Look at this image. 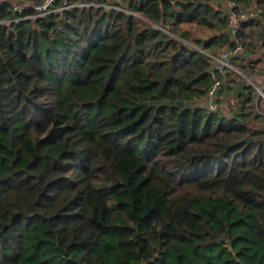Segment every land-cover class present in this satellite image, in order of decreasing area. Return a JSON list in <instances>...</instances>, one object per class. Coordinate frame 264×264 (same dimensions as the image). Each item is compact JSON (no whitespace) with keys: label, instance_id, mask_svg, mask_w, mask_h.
I'll list each match as a JSON object with an SVG mask.
<instances>
[{"label":"trees","instance_id":"1","mask_svg":"<svg viewBox=\"0 0 264 264\" xmlns=\"http://www.w3.org/2000/svg\"><path fill=\"white\" fill-rule=\"evenodd\" d=\"M38 1L0 0V264H264L253 88L206 103L224 0Z\"/></svg>","mask_w":264,"mask_h":264},{"label":"built area","instance_id":"2","mask_svg":"<svg viewBox=\"0 0 264 264\" xmlns=\"http://www.w3.org/2000/svg\"><path fill=\"white\" fill-rule=\"evenodd\" d=\"M65 1L66 0H62V5L59 8L53 7V3L55 2V0H39L31 7L36 11L35 16L44 15L57 9L69 7V5L65 3ZM225 3L226 11L229 15L228 34L233 41V47L230 49L224 47L218 52L204 51V54L208 57V60L210 62L211 71L213 74H215L213 82L210 85L206 101V103L212 108H217L219 106L217 98L221 89V79L216 75L224 77L227 72H234L235 75H243L242 71L236 68L231 60L233 57H236L243 49L242 43L237 37L240 23L245 19L264 14L263 8L251 6L250 4L239 3L235 0H225ZM103 5L106 8L123 10L121 6L114 4L111 0H106ZM25 8L26 7L23 5L12 4L13 11L20 12ZM20 19L21 18H15L13 20L18 21ZM257 90L259 94H263L261 89L259 90L257 88Z\"/></svg>","mask_w":264,"mask_h":264},{"label":"crops","instance_id":"3","mask_svg":"<svg viewBox=\"0 0 264 264\" xmlns=\"http://www.w3.org/2000/svg\"><path fill=\"white\" fill-rule=\"evenodd\" d=\"M224 3H223V7L224 10L226 11V7L224 6ZM249 4L251 6H255L253 3H249ZM251 18L258 19L259 21L258 24H255L256 31L259 30V33L257 38H255L253 44V50L252 52H248L245 51V49L243 48L242 51L236 57H233L231 60L236 68H238L237 65L241 63H245L244 65L248 69V72L246 71L244 72L248 73L247 76L248 77L250 76V79L252 80L249 81V84L248 83L247 84L251 86L253 85L252 83L253 80H257V84L261 83V86L255 85L254 87L256 88V90L257 88L259 90L261 89V91L264 93V79H263L264 78V14L253 16ZM235 80H236L235 83L230 82L229 84H227V87H224V89L220 93V102L224 105L227 114L240 112L239 103L233 101V98H231V92L233 91V89L237 85V82L240 79L235 78ZM252 96H253V104L255 106V112L253 115L255 116L257 114L259 117L257 119H252L251 123L254 124L257 128L264 129V97H260L258 90L257 93L252 92ZM228 97L230 98L229 104L225 100Z\"/></svg>","mask_w":264,"mask_h":264},{"label":"water","instance_id":"4","mask_svg":"<svg viewBox=\"0 0 264 264\" xmlns=\"http://www.w3.org/2000/svg\"><path fill=\"white\" fill-rule=\"evenodd\" d=\"M246 86H247L246 80L245 79H240L237 82V85L235 86L233 91L231 92V98L237 99L240 95L245 94ZM176 104H177V106H181L183 104V102L182 101H177ZM242 141L249 142V141H252V138L250 136H245L242 139Z\"/></svg>","mask_w":264,"mask_h":264},{"label":"rangeland","instance_id":"5","mask_svg":"<svg viewBox=\"0 0 264 264\" xmlns=\"http://www.w3.org/2000/svg\"><path fill=\"white\" fill-rule=\"evenodd\" d=\"M112 2H117V3H119V0H111ZM224 6L226 7V3H224ZM242 74L243 75H235V77L237 78V79H245L246 81H247V83L249 84V81H252L251 79H250V76L248 77L247 75H248V73H246V72H242ZM264 79V78H263ZM263 79H262V81H263ZM249 80V81H248ZM253 85H251V88H253V90H252V92H254V93H257V90H256V88L254 87L255 85H257V86H261V83L259 84H257V80H253ZM263 93V92H262ZM264 94V93H263ZM263 94H260V97H264V95ZM226 100V102L229 104L230 103V98L228 97V98H226L225 99Z\"/></svg>","mask_w":264,"mask_h":264}]
</instances>
